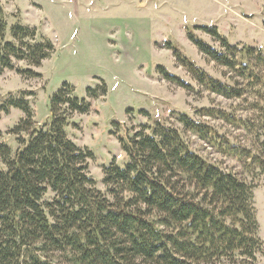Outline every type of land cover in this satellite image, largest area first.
Segmentation results:
<instances>
[{
	"label": "trees",
	"instance_id": "trees-1",
	"mask_svg": "<svg viewBox=\"0 0 264 264\" xmlns=\"http://www.w3.org/2000/svg\"><path fill=\"white\" fill-rule=\"evenodd\" d=\"M197 29L221 49L196 37ZM187 37L241 82L214 79L170 42L165 47L203 90L228 100L252 94L250 107L257 114L242 120L221 110L202 112L249 134L264 131V54L229 44L215 27L193 26ZM53 52L49 40L37 39L35 28L20 23L8 28L0 6V74L8 70L38 77L16 63L39 67ZM157 71L165 81L190 89L163 67ZM105 93L103 82L86 90L92 99ZM24 97H12L1 108L25 115L12 133H24L27 140L18 138L21 148L14 156L0 143V264H61L54 262L57 257L65 258L63 264H257L263 244L256 234L253 187L196 154L176 130L156 122L150 134L144 127L119 138L127 164L112 163L103 170L109 201L87 175L90 154L66 136L71 116L89 111L88 98L63 84L50 99V121L33 128ZM177 120L217 152L264 173V163L249 148L185 114ZM48 192L53 199L45 203Z\"/></svg>",
	"mask_w": 264,
	"mask_h": 264
},
{
	"label": "rangeland",
	"instance_id": "rangeland-1",
	"mask_svg": "<svg viewBox=\"0 0 264 264\" xmlns=\"http://www.w3.org/2000/svg\"><path fill=\"white\" fill-rule=\"evenodd\" d=\"M0 6L8 28L15 23L35 28L37 39L49 40L54 47L39 67L16 63L17 68L32 70L38 77L25 78L8 70L0 74V143L10 148L12 156L21 148L18 138L27 140V135L12 133L25 118L20 110L9 108L7 114L1 110L10 98L25 94L33 128H40L50 121V99L63 84L73 86L74 95L87 99V88L100 87L103 82L105 95L88 98L89 111L73 114L65 129L67 138L90 154L87 175L95 188L111 201L103 170L112 163L120 168L127 164L119 138L132 136L144 127L150 134L156 122L162 123L176 130L203 159L253 187L256 234L263 244L257 264H264L262 169L248 168L242 161L222 155L177 120L178 114H185L232 143L249 148L264 163V131L249 134L202 112L221 110L253 120L257 114L250 107L254 96L228 100L203 90L165 47L170 42L214 79L229 84L241 82L203 56L189 41L187 31L193 26L215 27L229 44L249 46L264 54V0H0ZM193 33L209 46L221 49L220 43L205 32L197 29ZM158 66L190 89L162 79ZM52 199L53 194L48 192L43 202ZM56 260L63 264L65 258Z\"/></svg>",
	"mask_w": 264,
	"mask_h": 264
}]
</instances>
